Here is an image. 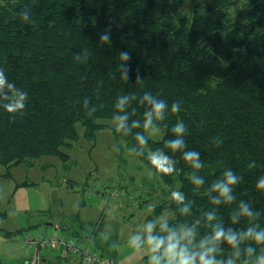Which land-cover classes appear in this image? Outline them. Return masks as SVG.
I'll return each mask as SVG.
<instances>
[{
    "label": "trees",
    "instance_id": "16d2710c",
    "mask_svg": "<svg viewBox=\"0 0 264 264\" xmlns=\"http://www.w3.org/2000/svg\"><path fill=\"white\" fill-rule=\"evenodd\" d=\"M185 1L0 0V67L29 93L23 114L0 108V164L8 169L42 155L68 157L64 148L77 138L78 121L88 136L109 126L115 138L134 144L131 133L112 128V105L121 91L150 88L169 103L182 101L168 122L188 124L189 146L204 155L199 171L206 184L230 165L244 174L237 190H251L264 174V0H187L184 9ZM106 30L111 43H100ZM124 49L131 54L129 80L118 70ZM76 52L87 53V62L75 61ZM85 96L97 105L91 116L82 107ZM136 107L130 119L142 120L143 108ZM148 146L162 141L150 139ZM249 160L255 167H247ZM178 167L159 177L169 188L180 181L198 215L209 203L206 185L193 192L191 166L181 161ZM253 194L264 206V195ZM160 205L168 206L165 200ZM229 207H221L225 221ZM96 227L87 234L94 241Z\"/></svg>",
    "mask_w": 264,
    "mask_h": 264
},
{
    "label": "clouds",
    "instance_id": "9594fccd",
    "mask_svg": "<svg viewBox=\"0 0 264 264\" xmlns=\"http://www.w3.org/2000/svg\"><path fill=\"white\" fill-rule=\"evenodd\" d=\"M20 15L27 20L30 11L24 9ZM98 39L100 43H111V31L101 32ZM130 57L128 50L119 51L121 63L118 70L125 80H129L126 61ZM73 58L86 63L88 56L87 53L76 52ZM142 80L137 76L136 81ZM101 83L97 82V95ZM28 97V91L17 86L0 67V108L9 113L23 114ZM81 103L90 116L97 109L89 96H85ZM136 105L143 108L142 120L130 119L138 111ZM112 107L115 109L111 115L112 128L124 136L133 135L135 143L129 145L124 141V148L128 153L144 157L148 177L178 173L182 170L178 165L183 161L192 168L187 179L193 186V192H199L200 187L206 185L202 194L207 196L209 203L198 215L194 214V201L186 196L180 181L163 197L168 204L163 211H156L161 204L159 199L146 205L145 215L126 236L127 248L143 253L141 264H264V206H258L253 194L259 191L264 195V174L257 178L251 190H245V194L237 190L244 181L243 172L230 165L224 166L206 184V177L199 171L205 164L204 155L198 147L189 146L186 138L190 135L188 124L182 118L171 124L168 122L170 113L181 111L182 101L179 99L169 103L150 88L142 92L121 91ZM133 129L140 130L133 132ZM150 139L161 140L162 146L149 147ZM255 165V160H249L247 167ZM225 205L231 206L226 221L221 212ZM111 236L110 226L100 232L104 241H109Z\"/></svg>",
    "mask_w": 264,
    "mask_h": 264
},
{
    "label": "rangeland",
    "instance_id": "374dc122",
    "mask_svg": "<svg viewBox=\"0 0 264 264\" xmlns=\"http://www.w3.org/2000/svg\"><path fill=\"white\" fill-rule=\"evenodd\" d=\"M74 127L77 138L64 148L68 157L42 155L8 169L0 164V229L11 232L10 239L0 236L3 263L10 264L21 247L31 252L23 237H42L44 231L31 225L51 220L65 224V237L101 252L106 264H141L143 253L126 246L127 232L141 221L146 205L162 203L170 188L159 176L146 175V163L128 153L126 140L115 138L109 126L90 136L81 122ZM96 225L94 241L86 235ZM109 226L112 236L104 241L100 232Z\"/></svg>",
    "mask_w": 264,
    "mask_h": 264
},
{
    "label": "built area",
    "instance_id": "2783aa9c",
    "mask_svg": "<svg viewBox=\"0 0 264 264\" xmlns=\"http://www.w3.org/2000/svg\"><path fill=\"white\" fill-rule=\"evenodd\" d=\"M26 234L23 239L29 244L30 252L28 264H40V251L45 249H63L72 256L79 257L86 264H106L102 254L88 245L76 243L72 238L59 235H48L43 238L31 239Z\"/></svg>",
    "mask_w": 264,
    "mask_h": 264
},
{
    "label": "crops",
    "instance_id": "0c3cea01",
    "mask_svg": "<svg viewBox=\"0 0 264 264\" xmlns=\"http://www.w3.org/2000/svg\"><path fill=\"white\" fill-rule=\"evenodd\" d=\"M56 223L57 222L55 221L48 220L47 222L43 221V222L32 224L31 226H34V227L38 226L36 227V229H38L39 232L44 231V233L41 234L42 236L46 235L48 232H51L52 233L51 235L58 234L59 236L65 237L66 231L63 230L65 226L64 227L60 226V224H63V222L61 221V223H58V225ZM0 231H2L0 232V236H3L5 239H10V236H7V235L8 233H11V232H5V230L3 231V229ZM54 233H57V234H54ZM26 249L27 250H22V247H21V251L17 254V257H15L13 260L12 258L10 259V262H11L10 264H28L27 260L29 259L30 251L28 250V248ZM40 255H41L40 264H86L82 262V260L79 257L72 256L63 249L61 250V249L53 248L50 250H42ZM111 260L113 261V259ZM0 264H6V263H3V261H1V258H0Z\"/></svg>",
    "mask_w": 264,
    "mask_h": 264
}]
</instances>
